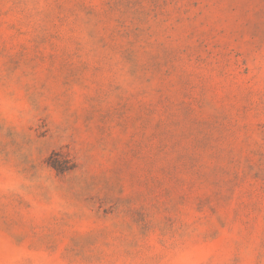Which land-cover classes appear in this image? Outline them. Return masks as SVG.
<instances>
[{
	"label": "rangeland",
	"instance_id": "1",
	"mask_svg": "<svg viewBox=\"0 0 264 264\" xmlns=\"http://www.w3.org/2000/svg\"><path fill=\"white\" fill-rule=\"evenodd\" d=\"M0 264H264V0H0Z\"/></svg>",
	"mask_w": 264,
	"mask_h": 264
}]
</instances>
